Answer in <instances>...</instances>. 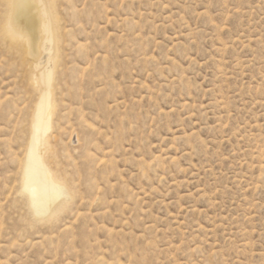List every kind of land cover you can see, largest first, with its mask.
Here are the masks:
<instances>
[{
  "label": "rangeland",
  "instance_id": "1",
  "mask_svg": "<svg viewBox=\"0 0 264 264\" xmlns=\"http://www.w3.org/2000/svg\"><path fill=\"white\" fill-rule=\"evenodd\" d=\"M52 1L70 197L19 194L39 91L0 0V264H264V0Z\"/></svg>",
  "mask_w": 264,
  "mask_h": 264
},
{
  "label": "bare ground",
  "instance_id": "2",
  "mask_svg": "<svg viewBox=\"0 0 264 264\" xmlns=\"http://www.w3.org/2000/svg\"><path fill=\"white\" fill-rule=\"evenodd\" d=\"M5 1L7 4V14L5 16V23L2 20L4 27L0 28H2L4 36H7L8 39L10 38L11 41L15 40L19 44V49L22 51L23 56L26 53L35 60L31 70V79L33 80L31 81L39 91L31 120L29 121L30 136L28 135L27 148L26 150L24 149L25 156L23 157L21 177L19 178L21 184L19 194L23 195L27 208L34 217L45 218V216H52L53 218L56 211L70 197L66 188L67 186L62 182L61 178L56 176L57 174L55 175L49 169L50 166L48 163L46 164L47 160L45 159L52 152L49 137H51L52 133L53 108H56L54 107L56 105H54V87L52 84L55 75L53 76V69L50 68L51 66H48V63L54 59L57 52L59 33L56 25H58V22L55 25L56 20L52 11V7L54 6L51 7L50 0ZM52 2L54 3V0ZM7 44L9 45V43ZM11 46L13 48L16 45ZM19 56L21 55L19 54ZM23 56L22 59L20 58L21 60H24ZM52 62L54 65L57 64V61ZM26 64H28V60ZM42 64L46 66L40 67ZM26 182L29 190L27 195H25L24 191Z\"/></svg>",
  "mask_w": 264,
  "mask_h": 264
},
{
  "label": "snow or ice",
  "instance_id": "3",
  "mask_svg": "<svg viewBox=\"0 0 264 264\" xmlns=\"http://www.w3.org/2000/svg\"><path fill=\"white\" fill-rule=\"evenodd\" d=\"M24 191H25V195H27L28 194V185H27V182L25 183V188H24Z\"/></svg>",
  "mask_w": 264,
  "mask_h": 264
}]
</instances>
